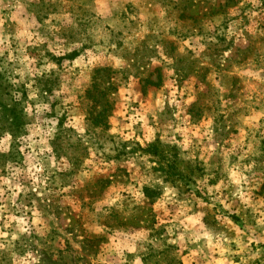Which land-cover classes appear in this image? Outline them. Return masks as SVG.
Listing matches in <instances>:
<instances>
[{
	"label": "rangeland",
	"instance_id": "rangeland-1",
	"mask_svg": "<svg viewBox=\"0 0 264 264\" xmlns=\"http://www.w3.org/2000/svg\"><path fill=\"white\" fill-rule=\"evenodd\" d=\"M0 264H264V0H0Z\"/></svg>",
	"mask_w": 264,
	"mask_h": 264
},
{
	"label": "trees",
	"instance_id": "trees-1",
	"mask_svg": "<svg viewBox=\"0 0 264 264\" xmlns=\"http://www.w3.org/2000/svg\"><path fill=\"white\" fill-rule=\"evenodd\" d=\"M148 150H150L151 157L154 155H158V165H160L161 171L166 173L165 180L172 179L175 181L179 179L184 181L189 178L192 180V175H194V168L191 165L190 161H186L182 158L180 150L177 147L164 146L161 143H154L148 146ZM195 179V178H194ZM145 196L149 199H153L155 192L150 188H145ZM153 202V200H151Z\"/></svg>",
	"mask_w": 264,
	"mask_h": 264
}]
</instances>
